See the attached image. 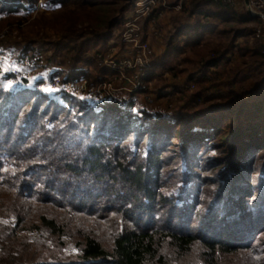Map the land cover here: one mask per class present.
I'll use <instances>...</instances> for the list:
<instances>
[{"label": "trees", "instance_id": "1", "mask_svg": "<svg viewBox=\"0 0 264 264\" xmlns=\"http://www.w3.org/2000/svg\"><path fill=\"white\" fill-rule=\"evenodd\" d=\"M7 1L0 4V18L11 21L24 12L29 14L25 5L33 6L36 2ZM136 1L49 0L51 5L59 4L58 14L62 17L59 20L54 14L51 28L64 31L68 38L83 40L63 47L67 52L60 55V65L75 69L91 64L98 74H114L85 59L84 53L92 51L94 46L101 47L103 51L102 44L113 38L116 28L124 26L125 16ZM233 10L220 8L213 0L184 3L180 15L184 22L176 25L175 33L169 38V44L174 48L169 49L162 63L149 69L146 81L164 73L180 74L188 66L203 67L202 73L199 72L201 77L190 78L195 82V91L180 87L170 93L185 104L193 102L192 105L203 106L202 111H196L198 114L189 118L188 147L184 155L188 160L196 161L214 149L211 139H215L214 132L219 129L216 125L217 113L222 111L219 109L223 107V112L236 110L238 141L231 162L236 166L235 176H239L244 172L242 160L246 154L255 158L264 153V75L261 84L242 95L233 94L225 107L220 103L211 105L213 98L206 96L209 81L206 73L225 58V50L207 48L202 44L204 30L211 31L209 23H196L191 28L200 15L207 20L218 19L238 26L257 20L247 13ZM79 24L86 26L92 37L90 41L81 36L82 31L77 28ZM244 30L251 31L250 28ZM91 43L92 46L89 45ZM185 51L187 54L181 63L176 58ZM251 56L264 61L260 50L253 51ZM182 64L185 67L180 70ZM87 68L76 76H86ZM86 77L95 82L93 78ZM142 94H146V90L116 103L99 106L78 102L67 95L57 99L47 97L26 81L14 89L0 85V186L5 187L16 200H29L81 214L77 219L79 222L72 225L64 217L60 220L59 215H48L50 207L38 212L40 215L35 222L40 223L42 230L65 234L75 228L82 233L78 261L57 264L162 263L167 255H189L192 246L199 242L207 250L208 257L218 252L234 254L250 250L257 258L260 247L254 243L258 242V235L264 233V177L261 187L251 189L258 194L249 199L245 198V183L243 185L240 178L233 180V189L228 187L226 193L210 203V214L195 229L192 228L194 222L190 221L193 214L196 216V211L198 214L195 208L198 186L192 178L194 170L188 176L181 198H178L179 208L170 203L168 218L152 210L159 199L166 203L163 202L165 196H159L156 190L162 176V154L166 151L161 135H169L176 121L142 110L136 103ZM201 120L205 125L199 129ZM141 147L145 150L143 154L137 149ZM253 169L250 167L246 176ZM14 215L17 222L28 224L27 213L14 212ZM98 220L113 221L114 236L110 248L105 247L87 228L100 224Z\"/></svg>", "mask_w": 264, "mask_h": 264}, {"label": "rangeland", "instance_id": "2", "mask_svg": "<svg viewBox=\"0 0 264 264\" xmlns=\"http://www.w3.org/2000/svg\"><path fill=\"white\" fill-rule=\"evenodd\" d=\"M165 1L167 6L163 8L164 10H157L156 13L147 18L135 17L137 18L135 22L140 18L137 25L141 28L142 43L151 46V54L148 55L150 62L148 71L155 64L162 63L169 49L174 48L173 45L169 44V38L175 33L176 25L184 22V19L180 16L182 15L183 4L192 0ZM7 2V0H0V4ZM141 2H144V0H137L136 4ZM215 3L220 8H233V11L249 14L248 0H237L234 4L228 6H224L220 2ZM136 4L126 14L124 22H126L128 15L132 16L137 8ZM25 8H27L29 14L24 12L15 21L0 18V85L8 89H14L24 85L26 81L29 86L42 94H46L47 97L57 99L62 95H67L78 102L99 106L116 103V101L129 98L133 93L138 92H127L126 87L121 85L116 86V88L123 89V91L111 92L109 78L114 74L108 76L102 73L98 74L91 64L88 66L84 64L75 69L69 66H61L59 63L61 61L60 55L67 52V48L63 47L74 45L77 41L82 42L83 40L76 37L68 38L64 31H55L51 28L54 14L56 15L55 18L59 20L62 18L61 14H58L60 11L59 4L54 3L51 5L49 0H36L33 6L25 5ZM256 19L246 23L245 26H238L233 22L223 23L218 19L207 20L203 15L193 21L191 28L196 23H209L211 31L204 30L206 33L202 34V44L205 47L225 50V58L219 64L212 66L206 73L209 79L206 86V96L213 98L211 105L220 103L225 107L232 100L233 94L242 95L250 88L261 84L260 80L264 75V61L258 57L253 58L251 53L260 50L262 56H264L262 52L264 18L257 16ZM65 27H68V25ZM77 28L82 31L80 34L84 40L90 41L92 39L86 31V26L79 24ZM246 28H250L251 31L244 30ZM123 34L124 26L116 28L113 38L102 44L103 51H101V47H91L92 43L89 44L92 51L84 53L85 59L94 61L99 68L108 71L110 70L106 69L99 59L108 62L122 60L123 58L127 59L125 57H128L135 63V53L130 52L133 43L128 45V42L126 43L123 40ZM232 37L236 38L232 40ZM153 43H157L161 47L159 52L155 50ZM186 54L185 51L179 54L176 59L181 62ZM86 67H89L86 76L93 78L95 82H92L86 76H76ZM184 67L182 64L179 69L183 70ZM202 68L188 66L177 75L164 73L148 81H146V78L142 89L146 90V94H142L136 100L137 105L142 110L150 112L149 114L167 116L170 120L176 121L169 135L160 136L164 139L163 144L166 151L162 154V157H164L161 169L162 176L159 181L160 185L156 190L159 196H165L163 202L166 203H162V200L159 199L158 205L152 210H156L160 215H163V218H168L171 204L179 208L181 203L178 198H181V193L184 192V188L188 184V176L194 170L196 175L193 173L192 178L196 180L198 186L196 192L198 200L195 207L198 214L196 211V216L193 217V214L191 217L190 221L194 222L193 229L210 214V203L226 193L228 187L232 188L234 186L233 180H239L240 178V181H243L242 184L245 183V194H247L245 198L248 197L249 199L258 194V192H252V190L262 186V178L264 177V153L256 155L255 158L252 157L253 155L246 154L247 157L242 160L244 172L240 174L241 176L239 175L240 177L235 176L236 166L231 162V156L238 141L235 131L238 128V118L235 116L236 110L228 109L223 112V107L219 109L222 110L217 113L216 117L218 119L216 125L219 129L214 132L213 138L215 139H211V143L214 145L211 147H215L214 149L208 150L196 161H190L185 157L184 151L188 147L186 141L190 131V119L198 114L196 111H202L203 106L192 105L193 102L185 104V101L172 94L176 88L180 87L186 91H195V82L190 78L192 76L201 77L202 74L199 72ZM55 78H60L66 83L71 82L73 92H66L63 89L65 83L62 82L60 83L62 88H59L58 82L54 80ZM168 92L169 94H166ZM76 94L91 98V102L86 98H78ZM104 96L106 99H104ZM220 100L225 102H218ZM201 121V123H198L199 129L203 128L199 126L205 125L203 120ZM175 132L177 134H174ZM137 149L141 154L145 151L143 147ZM128 151H131V149ZM196 153L197 151L194 152V154ZM250 167H254V169L252 173L246 176V172L249 171ZM227 197H230V194ZM48 207L50 206L37 204L29 200H16L7 192L5 187L0 186V264H57L78 261L81 254L79 246L82 241V233L79 232V229L75 230L74 228L65 234H53L47 230H42L40 223L35 222L40 215L38 212L48 209ZM14 212L27 213L28 224L17 222L14 218ZM47 214L50 216L59 215L58 219L71 221L72 225L77 224V219L81 217V214L76 212L63 211L54 207H50ZM118 219L122 218L118 217ZM98 221L100 224L87 228L96 234L105 247L110 248L114 236L113 221L111 223ZM256 242L257 240L254 243L255 246L260 247V254L257 258L252 255L250 250H240L234 254L218 252L208 257L206 255L207 250L199 242L192 246V250L187 256L167 255L166 260L162 263L156 262L153 264H264V233L258 235V242Z\"/></svg>", "mask_w": 264, "mask_h": 264}, {"label": "built area", "instance_id": "3", "mask_svg": "<svg viewBox=\"0 0 264 264\" xmlns=\"http://www.w3.org/2000/svg\"><path fill=\"white\" fill-rule=\"evenodd\" d=\"M214 1L220 2L224 6H228L234 4L237 0ZM166 6L167 2L165 0H144V2L136 4L137 8L132 13V16L134 15V17L129 15L127 16L125 20L126 22H124L123 40L126 43L128 42V45L133 43L131 44L132 50H130V52L135 53V63H133V61L128 57H125L127 59L123 58L122 60L118 59L111 60L108 62L104 59H99L100 62L104 64L106 69H109L110 71L114 72V75H112L113 77L111 76L109 78L111 82V92L117 93L123 91V89L116 88V86L118 85L126 87L125 90L130 93L140 91L144 88V80L146 79V76L148 74V68L150 67L148 55L151 54V46L146 43H142L143 41L141 40V28L139 27V25H137V22L141 17L147 18L153 13H156L157 10H164L163 8ZM248 10L250 16H261L262 18H264V0H248ZM139 16L140 18L135 22V20L137 19L135 17ZM258 37L260 36L258 35ZM262 48V52L264 54V45H262ZM54 80L58 82L59 88H62V85H60V83L62 82L65 83L63 89H65L66 92H73L71 82H63L60 78H55ZM76 96L80 99L86 98L81 97L80 94H76ZM104 99H106L105 96ZM86 100L91 102V98H86Z\"/></svg>", "mask_w": 264, "mask_h": 264}, {"label": "crops", "instance_id": "4", "mask_svg": "<svg viewBox=\"0 0 264 264\" xmlns=\"http://www.w3.org/2000/svg\"><path fill=\"white\" fill-rule=\"evenodd\" d=\"M176 5H178V4H176ZM238 13H240V12H238ZM153 44H154V47L156 48L155 50L159 52L161 47L159 45H157V43H153Z\"/></svg>", "mask_w": 264, "mask_h": 264}]
</instances>
